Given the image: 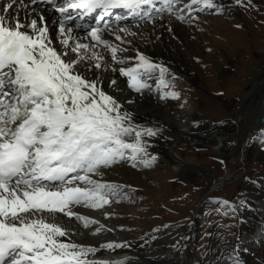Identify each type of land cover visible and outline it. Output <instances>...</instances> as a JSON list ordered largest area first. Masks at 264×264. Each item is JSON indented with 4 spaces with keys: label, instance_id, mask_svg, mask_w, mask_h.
<instances>
[{
    "label": "snow or ice",
    "instance_id": "1",
    "mask_svg": "<svg viewBox=\"0 0 264 264\" xmlns=\"http://www.w3.org/2000/svg\"><path fill=\"white\" fill-rule=\"evenodd\" d=\"M42 4L58 14L51 27ZM235 4L251 7L250 0ZM97 9H124L148 23L154 14L183 21L185 13L221 11L213 0H0V264H125L90 259L96 248L69 239L73 221L89 231L98 223L75 209L101 210L128 199L125 185L104 179L106 170L149 168L157 159L148 139L159 129L134 121L124 109L134 101L107 91L104 73L118 72L133 93L158 92L161 100L178 94L166 67L138 51L134 58L122 55L119 33L135 35L127 28L104 24L76 35L69 21ZM153 77L155 89L148 83ZM107 87L123 92L115 78ZM231 264L239 262L232 257Z\"/></svg>",
    "mask_w": 264,
    "mask_h": 264
},
{
    "label": "rangeland",
    "instance_id": "2",
    "mask_svg": "<svg viewBox=\"0 0 264 264\" xmlns=\"http://www.w3.org/2000/svg\"><path fill=\"white\" fill-rule=\"evenodd\" d=\"M244 2L247 4L249 0ZM250 4V8L239 7L235 0H220L219 13L194 11L193 18L183 21L159 14L161 17L147 26L156 29L155 39L148 35L147 29L142 32L146 36L138 38L148 44L137 41L138 47L122 54L135 56L148 45L167 47L169 42L162 40V32L177 31L166 54L180 63L177 68L160 65L172 74L166 79L175 77L171 90L178 98L161 100L158 92L130 91L128 94L134 101L130 105H139L141 111L159 105L160 114L152 112L149 119L162 129L193 126L205 138L214 133L224 137L220 154L203 145L194 147L174 140L160 143L168 146L174 142L181 160L204 169L206 174L175 173L162 156L152 153L155 147L151 141L148 152L157 159L149 168L134 169L128 164H118L122 167L117 173L124 176H120V181H112L126 186L124 194L128 199L112 202L103 211L115 215L108 219L114 237L131 242L147 241L145 248L136 252L143 257L164 255L166 264L174 258L179 260L178 264H216L219 257L222 264L225 256L232 258L233 253L239 252L235 258L241 264L243 253L249 252L251 256L245 264H264L262 257L255 258L264 250V228H251L247 232L242 225L243 219L253 221L255 226L264 221V137L260 135L264 126L251 134V115L241 112L245 98L264 76V0H250ZM137 24L141 34L144 26ZM230 36H237L236 45L230 44ZM128 45L131 46V41ZM180 74L195 79L190 82ZM117 81L128 90L119 74ZM148 83L156 88L155 77ZM141 105L146 107L141 109ZM205 126L211 128L209 134L204 132ZM255 150L258 155L254 154ZM224 177L221 187L211 188L217 179ZM221 201H227L231 208L222 206ZM251 213L254 218L245 217ZM88 217L100 224L105 221L93 214ZM73 224L77 225L74 221ZM95 228L96 225L91 230ZM154 234L156 238L150 239ZM95 236L110 240L103 232Z\"/></svg>",
    "mask_w": 264,
    "mask_h": 264
},
{
    "label": "bare ground",
    "instance_id": "3",
    "mask_svg": "<svg viewBox=\"0 0 264 264\" xmlns=\"http://www.w3.org/2000/svg\"><path fill=\"white\" fill-rule=\"evenodd\" d=\"M219 1L220 0H213V2L216 5H218ZM185 2H187V0H185ZM26 3L30 4V0H26ZM39 9L44 12L46 18H48V20H49V27H51L52 22H54L58 19V14H56L51 7H48V6L43 5V4L39 5ZM98 10H99L98 12L100 13L102 9H98ZM113 10H114L113 15L121 13L123 11V9H113ZM211 10L218 13L215 9H205V10L200 11V12H209ZM98 12H96V13H98ZM162 14L168 15L167 13H161L160 15H162ZM160 15L154 14L153 19L161 17ZM187 17H188V15H186L185 18H187ZM75 18L78 20L82 19V18H79L78 16H76ZM83 18H84V21L80 22L78 26L73 24V20L69 21V26L75 30L76 35L81 36V37L87 31L86 26H87V23L89 20L88 18H90V16L88 15V16L83 17ZM137 23H140V24L142 23L141 25L144 26L140 32L141 34H138L139 32L137 31V26H138ZM104 24L111 26L116 31H118L120 27H125L129 30V32L135 34V35H125L124 33H119L124 40V43L120 44L119 41H116L114 39V34L109 35L108 32L103 33V36L105 39H108L109 41H111L114 44H120V47L125 48V49H127V51H131V52L133 51V48L139 46V43L137 41H140V42L142 41L141 38H138V37L144 35L142 32H144L145 30L148 29L149 30L148 35L150 36V35H153V32L156 30L155 28L151 29V28L147 27V26L151 25V23H148L147 21H141V18L139 16H135L133 14L128 15L126 12H122L121 15L118 17H116V15L113 17L109 16V20L103 21L99 27H103ZM135 25H137V26H135ZM163 25H164L163 28L167 27L165 22ZM174 29L176 30L175 27H174ZM167 31L169 32V30L165 29L163 31L164 34L162 32V36H161L162 40H164L165 42H169L167 47L166 46H158L157 47V45L156 46L148 45V47L144 51H139V52L144 54L145 56H147L154 63L164 64V65L168 64V65H172L175 68H177V64L180 63V61L176 62V60L173 59L174 56H171L170 54H166V50H167V48H169L171 46L172 37H176V35H178V32L173 31V34H172V32L171 33L169 32L168 35H165V32H167ZM144 36H146V35H144ZM152 38L155 39V35H153ZM235 38H237V36H230L229 37V41H230V44L232 46L236 45V43H234ZM130 41H131V46L129 47L128 44ZM142 43L148 44L146 40H143ZM127 58H134V55L129 54L127 56ZM125 66L126 67L129 66V64L126 62ZM104 76H105V85L104 86H105L107 91L113 92V94L118 95L121 98V100H124V99L132 100L133 96L128 94L130 92V90H124L123 88H121V86L119 85V81H118V86H119V88L123 89V92L116 93L114 89L107 87L108 80H110L112 78H115L118 80V74L117 73L114 74L109 69L106 73H104ZM180 76L184 77L186 80H188L190 82L194 81V79H195V77H193V76H188V75H184V74H180ZM130 104L131 103H125L124 109L132 113L135 122H137V123H139L145 127H152L155 129H159V133L156 137L148 139V142L151 141V145L153 147H155L154 150L152 149V153L154 152L155 155L162 156L164 158V160H166V163L168 164L170 169H172L175 173H178V174H181V173L204 174L205 173L206 174V171H204V169L190 165V164H187L184 161H182L181 158L179 157V155L174 150L176 147L174 142L170 143L168 146H161L160 143L163 140H167V141L174 140V141H177L179 143L189 144L190 146H194V147H196L198 145L199 146L203 145V146L208 147V148L212 149L213 151L218 152L220 154V150L224 146V137L218 135L217 133H214V134L209 135L207 138H205L203 135H200L198 132V129H196V127H193V126H189V127L187 126L185 128H182V129H176L173 126H170L167 129H162V128L156 126V124L149 119L151 117L150 113H152V112H154L156 115L160 114L161 111H160L159 105H157V107H154V108L151 107V108L147 109L148 111L147 110L141 111L138 108L139 105L132 106ZM143 107H146V106L141 105V109ZM255 109H256L255 106L252 105V107L251 106L246 107L242 111L243 115H245V114L251 115L250 116L251 129L253 128V125H254L256 117H257ZM161 116H163V115H161ZM163 117H165V116H163ZM234 130L237 131V129H235V128H234ZM210 131H211V128L209 126L204 127V132L206 134H209ZM254 154L258 155V152H256V150H255ZM263 160H264V156H263ZM121 167L122 166L118 165V166H116L110 170H106L104 179L106 181H110V182H114V181H112V179H114L116 181H120L121 179H119V178L123 177L124 174L123 173L118 174L117 171L121 172ZM224 179H226V177H224L222 179H217L211 188L216 189V188L221 187L223 185V183L225 182V181H223ZM121 201L122 200L120 199L119 201H117L115 203H119ZM117 206H119V205H117ZM117 206H115L114 208H116ZM77 209L79 210L77 212H79L82 215H87V217H88V215L91 216L93 214V215L97 216L98 219H99V217H101V219L103 221L105 220L102 224L97 223L96 227L104 224L103 230L101 232H103L105 235H107L110 239L108 241L104 240V239H97V237L95 235L91 234L95 230L89 231L87 229L80 228L77 225L74 226V224L72 222L73 227L70 229L71 235L69 236V239L78 243V244H82L85 246H91V247H94L97 249L96 253L94 255L90 256V259L100 260V261L123 260L125 262V264H166V261L164 259L165 258L164 255L163 256L159 255V256H156L154 258L153 257L148 258L146 256L143 257V256L136 253V252L141 251L145 248L144 246L147 243L146 240H138L137 242H131L127 238H116V237H114L113 236L114 232L112 231L113 226L111 223H109L110 220L108 221V219L111 217L115 218V215L113 213L104 212L103 209L95 210V211L85 209V208H77ZM105 213L107 214V216H105ZM246 216H250L251 218H254L253 213H251L249 215H245V217ZM89 218L92 219V217H89ZM93 218H94V216H93ZM242 225H244L243 229L247 232H249L251 230V228H255V229L259 228L262 230L264 228V221L262 223H260L259 226H255L256 224H254L253 221L247 222V221H244V219H243ZM100 235H102V233ZM156 236H157V234H154L151 236L150 239H152V238L155 239ZM147 240L149 241V239H147ZM107 243H114V244L118 243V244H121L122 247L118 248V249L101 248V245L107 244ZM123 245H127V247H123ZM238 254H239V252L237 254L233 253V256L237 258ZM250 256H251V253H249V252L243 253V260L240 263L245 264L246 259H248ZM258 257H262L264 259V250H263L261 256H255V258H257V259H258ZM178 263H179V260L177 258H174L172 260L170 259L169 264H178ZM222 264H231V257L229 255L225 256L222 260Z\"/></svg>",
    "mask_w": 264,
    "mask_h": 264
},
{
    "label": "water",
    "instance_id": "4",
    "mask_svg": "<svg viewBox=\"0 0 264 264\" xmlns=\"http://www.w3.org/2000/svg\"><path fill=\"white\" fill-rule=\"evenodd\" d=\"M252 105L255 106L256 120L251 129V134L257 133L264 126V76L255 84L250 93L245 98L241 112Z\"/></svg>",
    "mask_w": 264,
    "mask_h": 264
}]
</instances>
